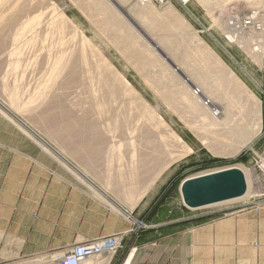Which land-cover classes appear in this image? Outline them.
Masks as SVG:
<instances>
[{
  "label": "rangeland",
  "instance_id": "1",
  "mask_svg": "<svg viewBox=\"0 0 264 264\" xmlns=\"http://www.w3.org/2000/svg\"><path fill=\"white\" fill-rule=\"evenodd\" d=\"M251 1L253 0H189L181 3L169 0L164 5L150 3L142 6L133 0H33V15L55 7V10L59 9L57 12L71 22L72 25L67 21L62 35L66 41L65 47L58 49L55 46L59 21L50 37L37 39L33 47L24 46L22 38L13 42L11 34H1L0 31V111L10 118L13 115L24 131L28 130L19 121L29 129H35L39 135L69 155L77 165L93 172L96 183L106 187L104 193L113 199L112 203L95 190L87 192L86 200H67L59 206L51 205L46 213L33 215L35 224L39 222L37 226H32L35 228V235L45 236L46 229H49L51 240L70 238L77 241L80 238L77 241L80 243L92 238L103 223L104 226L108 223L112 218L110 211L116 210L124 214L122 205L134 207V222L129 231L131 239H141L148 226L157 225L166 231L182 229L186 232L207 221L253 216L264 212V0ZM255 1L260 4L255 5ZM51 15L49 11V17L52 18ZM173 21H176L175 24ZM181 24L184 26L181 27ZM71 26L76 27V33ZM231 33L235 34V42H230L227 37ZM39 36L42 37L41 34ZM81 36L95 50L91 52L87 46L84 47L86 56L91 54L94 59L98 55L104 58L121 76L120 79L124 78L134 94L125 93L116 80V93L119 89L123 91L119 90L115 95L116 100H119L112 103L111 98L108 100L110 96H106L107 100L101 101L103 103L100 106L97 99H94L95 103L90 96L91 88L99 90L97 83L87 80L89 75L96 76L97 70L86 72L82 78L79 73L77 76L70 73V78L63 73L59 74V66L54 63L59 60V54L64 48L74 49L73 58L79 60ZM203 52L207 54L202 56ZM207 55L212 56L213 60L220 57L228 67L227 72L239 79L250 91L248 94L251 97H246L233 83L224 81L226 79L217 74L216 67H212L213 63L207 60ZM87 62L91 63L90 58ZM75 66L85 71L83 65L77 63ZM103 73L109 79V73ZM187 78L191 81L186 82ZM114 80L110 77V84ZM199 90L201 94L196 97ZM102 93L104 92H97V95L101 96ZM230 93L233 96L230 97ZM191 96L196 97V100ZM123 99L129 103H125L126 100L124 102ZM135 99L149 106L166 124L165 130L173 132L186 144L185 147L175 144L167 134L160 138L158 143L166 145V151H171L174 158L168 165L164 151L159 161L142 158L147 144L141 137L140 130L135 128L138 124L146 128L151 125L150 130L154 127L145 117L139 119L141 108ZM207 100H211V104L203 109L201 105L205 106ZM237 105L246 109L236 107ZM129 107L134 116L128 114L129 110L126 111ZM225 108L238 111H232L238 115V122L246 117L241 122L246 134L244 145L236 150L234 143L240 137L236 133L229 139H222L216 153L209 148L208 151L199 138V133L208 127L207 117L210 111L206 110H217L219 117H222ZM123 113L130 118L123 117ZM120 129L125 130L124 135ZM132 129L135 132H131ZM166 131L161 132L163 134ZM151 133L154 135L152 143L156 142V131L152 130ZM129 134H134L131 141L128 139ZM186 147L190 149V153L186 152ZM229 168H237L246 176L249 186L245 197L197 210H189L183 205L179 190L182 181ZM130 170H133L135 177L132 174L129 178ZM122 241L123 238L121 243ZM119 250L120 248L115 254ZM43 255L40 258L24 256L0 264H54L51 261L52 253Z\"/></svg>",
  "mask_w": 264,
  "mask_h": 264
},
{
  "label": "crops",
  "instance_id": "2",
  "mask_svg": "<svg viewBox=\"0 0 264 264\" xmlns=\"http://www.w3.org/2000/svg\"><path fill=\"white\" fill-rule=\"evenodd\" d=\"M12 116L0 111V262L52 253L54 263L73 246L119 236L123 241L115 255L84 264H264V212L207 221L186 232L148 226L141 239H131L134 207L122 205L124 214L110 211L108 223L80 243V238L51 240L49 229L45 236L35 235L32 226L39 222L35 224L33 215L46 213L51 205L86 200L87 192L95 190L112 203L113 199L96 183L93 172L19 121L28 130L24 131Z\"/></svg>",
  "mask_w": 264,
  "mask_h": 264
},
{
  "label": "bare ground",
  "instance_id": "3",
  "mask_svg": "<svg viewBox=\"0 0 264 264\" xmlns=\"http://www.w3.org/2000/svg\"><path fill=\"white\" fill-rule=\"evenodd\" d=\"M118 1H121V2H125L126 0H118ZM129 1V0H128ZM229 1H232V0H229ZM254 1V0H253ZM253 1H251V2H253ZM250 2V1H249ZM248 2V3H249ZM33 3H35V2H33V0H0V31H1V34H3L2 32H4L5 33V35H6V33L7 34H11L12 35V41L13 42H16V41H19L21 38L23 39V42H24V46H32L33 47V45L36 43V40L37 39H45V38H47V37H50L49 35L50 34H52V30L56 27V22L57 21H59L60 22V27H59V29L57 30V34H58V37H57V40H56V42H55V46H56V48H58V49H61V48H63V47H65L64 45H65V43H66V41H65V39H64V37L62 36L63 34H64V32H65V28H66V25H67V19H65V16L64 15H62V13H59V12H57V10L59 11V9H57V10H55L53 7H51V9H49L48 11H45V12H43V13H40V14H37V15H33L35 12H34V8H33ZM229 3V2H228ZM141 4V3H140ZM254 4V3H253ZM253 4H251V5H253ZM258 4V3H257ZM256 4V1H255V5H257ZM260 4V3H259ZM258 4V5H259ZM53 5V4H52ZM51 5V6H52ZM139 5V4H138ZM142 6H143V4H141ZM208 5V4H207ZM145 6V5H144ZM146 7H148V6H146ZM206 7V6H205ZM50 8V7H49ZM168 8H169V11L171 12V9H170V6H168ZM209 9V8H208ZM47 10V9H46ZM144 10V9H143ZM175 10V9H174ZM49 11L51 12V16H52V18L51 17H49ZM148 11V10H147ZM176 11V10H175ZM149 12H150V10H149ZM177 12V11H176ZM168 13V12H167ZM172 13V12H171ZM138 14H139V12H138ZM170 14V13H169ZM179 14V13H178ZM256 14V13H255ZM140 15V14H139ZM144 15H147V14H144ZM172 15H173V13H172ZM47 16L50 18L49 20H46L47 19ZM171 16V15H170ZM144 17V16H143ZM172 17V16H171ZM253 17H254V15H253ZM252 17V18H253ZM139 18H142V17H140L139 16ZM173 19H174V17H173ZM176 20V19H175ZM178 20V19H177ZM174 22V21H173ZM176 22V21H175ZM175 22H174V24H175ZM180 22V21H179ZM68 23H69V21H68ZM181 23V22H180ZM69 24H71V22L69 23ZM177 24H179V23H177ZM72 25V24H71ZM184 26V25H183ZM182 26V24H181V27H183ZM72 27V26H71ZM177 27L178 28H180V26H178L177 25ZM73 28V27H72ZM76 27H74L73 28V30L75 29ZM177 28V29H178ZM226 29V28H225ZM127 30V29H126ZM125 30V31H126ZM173 30V29H172ZM233 30V29H232ZM124 31V30H123ZM128 31V30H127ZM126 31V32H127ZM242 31V30H241ZM74 32L76 33V30H74ZM131 32V31H130ZM130 32H128V34H129V37H130ZM13 33V34H12ZM42 35V37L41 36H39V35ZM133 34V33H132ZM188 34V33H187ZM228 34V33H227ZM262 34V33H261ZM258 35V34H257ZM2 37V36H1ZM128 37V38H129ZM227 37H229L228 39H229V41L230 42H235V34L234 35H232V33H231V35H227ZM188 38V37H187ZM237 38V37H236ZM130 39V38H129ZM131 40V39H130ZM41 41V40H40ZM132 41V40H131ZM198 41V40H197ZM113 42V41H112ZM116 42V41H115ZM1 43V42H0ZM239 43V42H238ZM116 45H118V43H115ZM120 44V43H119ZM132 44V43H131ZM80 45L82 46L81 47V52H80V56H78V58H79V60H77L76 58H73L74 57V49H70V48H64L62 51H61V53L59 54L60 55V58H59V60H57L54 64H56L57 66H59V68H58V71H59V74L61 75L62 73H63V75H65V77H67V78H70L71 76H69V74L71 73V75L72 76H74V75H76L77 73H79L80 74V76H81V78L85 75V73L86 72H91L92 70H97V75L96 76H92V77H90V75L87 77V80L88 81H90V79H91V82H93V81H95L96 83H97V87L99 88V90H97L96 88H91V98L94 100V99H97V103H99L98 105H100V103H101V101H105V99L107 100V98H106V96H110L109 98H108V100L111 98V100H112V103H114V102H116L117 100H119V99H117L116 100V97L117 96H115V95H117V93H118V91L120 90L119 89V87H118V85H117V87H118V91H117V93H116V91L115 90H117L116 89V84H115V81L117 80L120 84H119V86L121 85V89L123 88V91L125 92V93H127V94H134L133 93V89L130 87V86H128V84L124 81V78H122L123 80H121L120 79V77L121 76H119L117 73H116V71L111 67V65L104 59V58H102L101 56H97L95 59H94V57L91 55V54H89L88 56H86V48H84V47H88L89 48V50L91 49V52L93 51H95L94 50V48L92 47V46H90V44H89V42H88V40L86 39V38H84L83 36H81V38H80ZM115 45V46H116ZM123 45H125V43L124 44H122V46ZM201 45V44H200ZM0 46H1V44H0ZM72 46V45H71ZM42 47H44V46H42ZM41 47V48H42ZM125 47V46H124ZM123 47V48H124ZM208 47V46H207ZM257 48V47H256ZM263 48V47H262ZM35 49V48H34ZM119 50V49H118ZM200 50V49H199ZM205 50V49H204ZM208 50V49H207ZM49 51V50H48ZM122 51V50H121ZM124 51H126V49L124 50ZM197 51V50H196ZM213 51V50H212ZM211 51V52H212ZM252 51V50H251ZM18 52V51H17ZM198 52H200V51H198ZM202 52V51H201ZM204 52H207V53H209L210 54V52H208V51H204ZM202 53L203 55L202 56H204V55H206L205 53ZM40 53V52H39ZM174 53V52H173ZM19 54V53H18ZM38 54V53H37ZM184 54V53H183ZM193 54H194V52H193ZM197 54V53H196ZM251 54V53H250ZM249 54V55H250ZM17 55V54H16ZM53 55V54H52ZM136 55V54H135ZM198 55H199V53H198ZM248 55V56H249ZM43 56V55H42ZM196 56V55H195ZM201 58H202V56L201 55H199ZM251 56H252V54H251ZM48 57H49V54H48ZM47 57V58H48ZM126 57H128V56H126ZM164 57V56H163ZM212 56H209V55H207V60L208 61H211L212 63H213V66L212 67H216V69H217V74H219V76L221 75L222 77H223V79H226V80H224V81H229V82H231V83H233V85L234 86H236L237 87V90H240V91H242L244 94H245V96L246 97H251V95H249L250 93V91L248 92V89L242 84V83H240L238 80L239 79H237L236 78V76L233 74V73H231V72H227L228 71V67H226L225 66V64L222 62V60H220L219 58H215V60H213L212 58H211ZM38 58V57H37ZM88 58H90V61H91V63H93V64H91L90 62H89V64H88V62H87V60H88ZM131 58H133V56L131 57ZM185 58V57H184ZM256 58V57H255ZM183 59V58H182ZM181 59V60H182ZM186 59V58H185ZM200 59V58H199ZM198 59V60H199ZM253 60H254V57L252 58ZM257 59V58H256ZM48 60V59H47ZM205 60V59H204ZM203 60V61H204ZM165 61V60H164ZM255 62H256V60H255ZM42 63V62H41ZM77 63H79L80 65H83L84 66V69H85V71H82L80 68L78 69V68H76V66H75V64L77 65ZM177 63V62H176ZM190 63V62H189ZM196 63V62H195ZM204 63V62H203ZM206 63H209V62H206ZM175 64V63H174ZM55 65V66H56ZM176 65V64H175ZM182 65V64H181ZM185 65V64H184ZM192 65V64H191ZM212 64H210V66H211ZM37 66H38V64H37ZM92 66V67H91ZM205 66H207V64L205 65ZM204 67V66H203ZM92 68V69H91ZM182 68V67H181ZM186 68V67H185ZM207 68V67H206ZM104 69V70H103ZM183 69H184V67H183ZM198 69V68H197ZM204 69V68H203ZM107 70V71H106ZM179 70V69H178ZM202 70V69H201ZM103 71L104 72H106V73H109V75H110V77L114 80V83H112V84H110V77H109V79H107L106 78V76L104 75V73H103ZM191 71V70H190ZM201 72V71H200ZM199 72V73H200ZM204 72V71H203ZM194 73V72H193ZM67 74V75H66ZM192 75V74H191ZM54 76V75H53ZM59 76V75H58ZM77 76V75H76ZM170 76V75H169ZM218 76V77H219ZM60 77V76H59ZM59 77H57V78H59ZM196 77H197V75H196ZM214 77V76H213ZM53 78V77H52ZM75 78V77H74ZM79 78V77H78ZM186 78V77H185ZM192 78V77H191ZM55 79H56V77H55ZM221 79V78H220ZM70 80V79H69ZM72 80H73V78H72ZM83 80V79H82ZM76 81H77V78H76ZM191 80H189L188 78L186 79V82H190ZM194 81V80H193ZM205 82H207V81H205ZM78 83H80V82H78ZM82 83V82H81ZM93 84V83H92ZM204 84V83H203ZM220 84V83H219ZM73 85V84H72ZM94 85V84H93ZM154 85V84H153ZM156 85H158V84H156ZM155 85V86H156ZM83 86V85H82ZM160 86V85H159ZM221 86V85H220ZM234 86H232V87H234ZM152 87V86H151ZM158 87V86H157ZM205 87V86H204ZM154 88V87H153ZM235 88V87H234ZM179 89H181V88H179ZM188 89V88H187ZM227 89H231V88H227ZM153 90V89H152ZM100 91H103L104 93H102V95L101 96H99V95H97V92H100ZM121 91V90H120ZM123 91H121V92H123ZM180 91V90H179ZM193 91V90H192ZM231 91V90H230ZM120 92V93H121ZM181 92V91H180ZM187 92V91H186ZM233 92V91H232ZM89 93V94H90ZM115 93V94H114ZM119 93V94H120ZM238 93H239V91H238ZM249 93V94H248ZM123 94V93H122ZM121 94V95H122ZM131 94V95H132ZM193 95H194V93H192ZM191 94V95H192ZM201 94V90H199V92H198V94L196 95V97L198 96V95H200ZM231 94H233V93H230L229 95H230V97L231 96H233V95H231ZM121 95H120V97H121ZM249 95V96H248ZM187 96V95H186ZM212 96V95H211ZM238 96V95H237ZM182 97V96H181ZM192 97V96H191ZM191 97H189V99L191 98ZM194 97V96H193ZM192 97V99H195V98H193ZM236 97V96H235ZM239 97V96H238ZM237 97V98H238ZM254 96H252V98H253ZM140 98V97H139ZM170 98V97H169ZM183 98H184V96H183ZM243 98H244V96H243ZM242 97L240 98V99H243ZM192 99H190V100H192ZM233 99V98H232ZM236 99V98H235ZM255 99V98H254ZM126 100V99H125ZM125 100L123 99V101L125 102ZM129 100V99H128ZM136 100V99H135ZM188 99H187V97H186V101H187ZM196 100V99H195ZM199 100V99H198ZM212 100V99H211ZM211 100H207L205 103H204V105L205 106H203V105H201L202 106V108L203 109H205L204 107H206L207 105L209 106L210 104H211ZM237 100V99H236ZM235 100V101H236ZM95 101V100H94ZM98 101H100V102H98ZM137 101V104H139V106L138 107H140L141 108V113H139V114H141V117L139 118L140 120L142 119V117H145L146 119H148L147 120V122L148 121H150L151 122V124L153 125L152 127H154V129H152L153 131L155 130L156 131V137H154L157 141V143L156 142H153L152 143V136H154L152 133H151V131L152 130H150V128H151V125H150V128L149 127H144V125H142L141 127H140V125L141 124H138L137 125V128H135V130H140V134H141V137L143 138V140L144 141H146V144H145V142H144V144L147 146V149L145 148V150H146V152H144L143 154H142V158L143 159H147V160H151V159H155V160H160V158H161V155H162V153H163V151H164V153L166 154V156L164 157L165 158V161L167 162V165L169 164V163H171V162H173L174 161V158H173V155L170 153V152H167L166 151V149H165V146L166 145H162L163 143H158V141L160 140V138L162 137V136H164V134L166 135V136H169L172 140H173V142L175 143V144H177V145H179L180 146V144L181 145H183L182 147H185L184 145H186L185 143H183L181 140H180V138L177 136V135H175L173 132H168V131H166L165 130V128H166V124L163 122V120L158 116V115H156V113L154 112V111H152L150 108H149V106H147L144 102H142V101H140V100H136ZM135 101V102H136ZM171 101V100H170ZM225 101V100H224ZM259 101V100H258ZM257 101V102H258ZM120 102V101H119ZM118 102V104H121V103H119ZM226 102V101H225ZM237 102V101H236ZM235 102V103H236ZM95 103H96V101H95ZM103 103V102H102ZM101 103V104H102ZM107 103V102H106ZM109 103V102H108ZM125 103H127V100H126V102ZM129 103V102H128ZM127 103V104H128ZM134 103V102H133ZM164 103H165V101H164ZM187 103H189L190 104V102H187ZM197 103V102H196ZM224 103V102H223ZM232 103H233V101H232ZM235 103H234V105H235ZM252 103V102H251ZM254 103V102H253ZM126 104V105H127ZM186 104V103H185ZM192 104V103H191ZM237 104H239L238 102H237ZM122 105V104H121ZM120 105V106H121ZM197 105H199V104H197ZM196 105V106H197ZM246 105V104H245ZM96 106H97V104H96ZM101 106V105H100ZM124 106V105H123ZM184 106H186V105H184ZM192 106V105H191ZM194 106V105H193ZM242 106V105H241ZM241 106H239V105H237L236 107H241ZM106 107V106H105ZM115 107V106H114ZM118 108H119V106H117ZM116 107V108H117ZM122 107V106H121ZM137 107V108H138ZM226 107H230L229 105L227 106L226 105ZM243 107V106H242ZM242 107H241V109H242ZM251 107L253 108V106L251 105ZM100 108V107H99ZM136 108V107H135ZM187 108V107H186ZM192 108V107H191ZM231 108V107H230ZM243 108H245L246 109V107H243ZM249 108V107H248ZM258 108V107H257ZM95 109V108H94ZM102 109H103V107H102ZM120 109V108H119ZM194 109H197V108H195L194 107ZM209 109V108H208ZM222 109V108H221ZM240 109V108H239ZM240 109V110H241ZM259 109H260V107H259ZM99 110V109H98ZM111 110H112V106H111ZM114 110V109H113ZM116 110H118V109H116ZM129 110V111H128ZM187 110V109H186ZM192 110H193V108H192ZM249 110V109H248ZM122 111V110H121ZM126 111H128L127 113L128 114H131L132 116H134L133 115V110H132V108L131 107H129L128 109H126ZM196 111V110H195ZM200 111H202V110H200ZM206 111H210V112H208V117L207 118H209V121L207 122V126L208 127H206V130H203L202 132H200V133H202L201 135H200V133H199V138H200V140L202 141V143L205 145V147H207V149L209 148L210 150H214V152L216 153V151H218V149H220V141L222 142V139L224 140V138L226 139V137H228V139H229V137L230 136H234V135H236V133L237 134H240V137L238 138V139H236L235 140V143H234V146L236 147V150H239L241 147H243V145H244V142H245V138H246V134H245V130L244 129H242V127H241V122L244 120V119H246V117L244 118V117H242V119H241V122H238V115L237 114H234L233 112H235V113H238V111H234V109L233 110H231V109H227V108H225V109H223V112H222V117H219V112L217 111V110H206ZM217 111V112H216ZM233 111V112H232ZM119 112V111H118ZM180 112H182V111H180ZM204 112V111H203ZM255 112V111H254ZM124 114V113H123ZM122 114V115H123ZM197 114V113H196ZM242 114V113H241ZM126 115V113L123 115V117ZM183 115V114H182ZM188 115V114H187ZM247 115V114H246ZM128 116V115H127ZM118 117H120V116H118ZM122 117V116H121ZM122 117V118H123ZM126 117V116H125ZM248 117V116H247ZM254 117V116H253ZM127 119L128 118H130V117H126ZM204 118H206L205 117V115H204ZM241 118V117H240ZM138 119V118H137ZM116 120V119H115ZM124 120H126L125 118H124ZM136 120V119H135ZM144 120V119H143ZM117 121V120H116ZM133 121V120H132ZM259 121V120H258ZM261 121V120H260ZM122 122H123V120H122ZM121 122V124H123ZM139 122H142V121H139ZM201 122V121H200ZM204 122V121H203ZM256 122V121H255ZM130 123V122H129ZM126 124H127V121H126ZM134 124V123H133ZM146 124V123H145ZM114 125V124H113ZM136 125V124H135ZM203 125V124H202ZM115 126V125H114ZM123 126V125H122ZM121 126V127H122ZM130 126V125H129ZM138 126H139V128H138ZM148 126H149V124H148ZM103 127V126H102ZM132 127H135V126H133L132 125ZM205 127V126H204ZM204 127H202V128H204ZM115 128V127H114ZM207 128H208V130H207ZM99 129V128H98ZM111 129V128H110ZM123 129V128H122ZM122 129H120V131L123 133V132H125V130H122ZM124 129H125V125H124ZM199 129H201V127L199 128ZM133 131H131V132H135L134 131V129H132ZM160 130V131H159ZM166 131V132H164L163 134H162V132L161 131ZM198 130V129H197ZM128 131V130H127ZM194 131H196V129L194 130ZM201 131V130H200ZM120 132V133H121ZM198 132V131H197ZM98 133V132H97ZM104 133V132H103ZM121 133V134H122ZM195 133V132H194ZM110 135V134H109ZM123 135H124V133H123ZM132 135L134 136V134H129L128 136H130L128 139H130V141H131V137H132ZM195 135V134H194ZM196 135H198V134H196ZM121 136V135H120ZM119 136V137H120ZM137 137L139 136V135H136ZM111 137V136H110ZM127 137V136H126ZM136 137V138H137ZM116 138V137H115ZM233 138V137H232ZM110 139V138H109ZM111 139H112V137H111ZM123 139V138H122ZM140 139V138H139ZM114 140H116V139H114ZM133 140V139H132ZM169 140V139H168ZM199 140V139H198ZM232 140V139H231ZM161 141H162V139H161ZM123 142V141H122ZM141 142H143V141H141ZM169 142V141H168ZM224 142V141H223ZM112 143V142H111ZM198 143V142H197ZM119 144V143H118ZM141 144V143H140ZM139 144V145H140ZM167 145H168V143H166ZM170 144V143H169ZM226 144H227V142H226ZM106 145V144H105ZM127 145H128V143H127ZM137 146H138V144H136ZM114 146V145H113ZM115 146H117V144H115ZM163 146H164V150H163ZM225 146V145H224ZM119 147V146H118ZM117 147V148H118ZM144 147V146H143ZM188 147V146H187ZM185 148V149H187L186 150V152L188 153L189 151H190V149H188V148ZM221 148H223L222 146H221ZM111 149V148H110ZM134 149V148H133ZM137 149V148H136ZM144 148H142V150H143ZM176 149V148H175ZM178 149H180V148H178ZM209 149H208V151H209ZM144 150V151H145ZM223 150V149H222ZM109 151V150H108ZM114 151V150H113ZM117 151H119V150H117ZM134 151V150H133ZM115 152V151H114ZM136 152V151H135ZM212 152V151H211ZM190 153V152H189ZM213 154V153H212ZM218 154V153H217ZM222 154V153H221ZM119 155V154H118ZM214 155H216V154H214ZM220 155V154H219ZM122 157V156H121ZM137 157V156H136ZM163 157V156H162ZM178 158V157H177ZM136 161V160H135ZM120 162V161H119ZM151 162V161H150ZM132 163H134V162H132ZM137 164V163H136ZM131 165V164H130ZM140 165V164H139ZM152 165V164H151ZM165 165V164H164ZM167 165H165V167H167ZM128 166V165H127ZM170 166V165H169ZM132 167H135V166H133L132 165ZM155 167V166H154ZM137 168V167H136ZM131 169H133V168H131ZM146 169V168H145ZM163 169H164V167H163ZM127 171V170H126ZM140 171V170H139ZM138 171V172H139ZM142 173V172H141ZM129 174H130V177H129ZM128 174V177L129 178H131L132 177V174H133V170H130V173ZM127 175V174H126ZM125 175V176H126ZM134 175V174H133ZM123 177V176H122ZM134 177H135V175H134ZM245 177V181H246V187H247V189H248V186H249V184H248V180H247V178H246V176H244ZM134 179V178H133ZM130 182V181H129ZM127 183V182H126ZM130 187H131V185H130ZM140 187V186H139ZM136 190H138V188H135ZM144 191V190H143ZM142 191V192H143ZM142 192H141V194H142ZM145 192V191H144ZM140 194V195H141ZM132 195V194H131ZM139 195V196H140ZM246 196V194L243 196V197H245ZM242 197V198H243ZM140 198V197H139ZM135 205V204H134ZM103 260V262H104V259H102ZM34 262V261H33ZM32 262V263H33ZM88 262V261H87ZM89 263V262H88ZM90 263H92V262H90ZM98 263H100V262H98ZM97 263V264H98ZM36 264V263H35Z\"/></svg>",
  "mask_w": 264,
  "mask_h": 264
},
{
  "label": "water",
  "instance_id": "4",
  "mask_svg": "<svg viewBox=\"0 0 264 264\" xmlns=\"http://www.w3.org/2000/svg\"><path fill=\"white\" fill-rule=\"evenodd\" d=\"M183 205L189 210L233 201L246 194L244 174L237 168L198 175L180 184Z\"/></svg>",
  "mask_w": 264,
  "mask_h": 264
},
{
  "label": "built area",
  "instance_id": "5",
  "mask_svg": "<svg viewBox=\"0 0 264 264\" xmlns=\"http://www.w3.org/2000/svg\"><path fill=\"white\" fill-rule=\"evenodd\" d=\"M143 5L155 3L164 5L169 0H133ZM181 3L188 2L189 0H178ZM121 237H102L92 241H87L80 245L73 246L61 257L55 259L54 264H84L85 262L99 257L104 254L114 255L118 248H120Z\"/></svg>",
  "mask_w": 264,
  "mask_h": 264
}]
</instances>
